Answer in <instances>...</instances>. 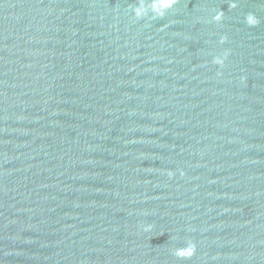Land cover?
<instances>
[{"label":"water","instance_id":"95a60500","mask_svg":"<svg viewBox=\"0 0 264 264\" xmlns=\"http://www.w3.org/2000/svg\"><path fill=\"white\" fill-rule=\"evenodd\" d=\"M0 264H264V0H0Z\"/></svg>","mask_w":264,"mask_h":264}]
</instances>
